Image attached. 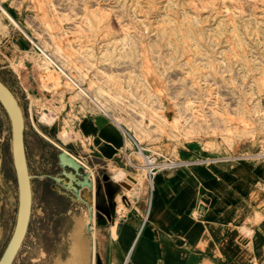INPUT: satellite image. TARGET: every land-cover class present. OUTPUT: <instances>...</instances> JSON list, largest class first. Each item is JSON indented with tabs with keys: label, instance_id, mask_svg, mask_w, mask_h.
<instances>
[{
	"label": "rangeland",
	"instance_id": "374dc122",
	"mask_svg": "<svg viewBox=\"0 0 264 264\" xmlns=\"http://www.w3.org/2000/svg\"><path fill=\"white\" fill-rule=\"evenodd\" d=\"M2 1L18 18L24 31L41 46L44 44L47 52H52L54 42H59L63 53L71 54L73 73L84 74L81 86L88 87L92 80L111 93H118V88H123L136 99L144 98L149 105L158 108L167 121L172 122L179 114L180 121L186 119L192 128L190 134H172L169 128L162 132L150 130L147 134L125 131L139 120L132 109L135 98L125 93L123 96L127 98L118 100L115 105L111 101L110 108L122 118V126L118 127L129 148L138 144L169 157L188 145L212 150L218 146L229 149L239 142H255L258 160L264 159V0ZM3 24L7 30L0 29V50L6 42L10 53L5 54L12 70L0 71V80L20 106L24 135L35 127L48 138L36 137L34 152H25L31 177L32 208L27 233L12 264H52L67 256L76 217L82 223L86 238L87 228L92 227L94 242L96 235L101 239V235L110 230L122 228L124 217L122 220L118 217L126 215L129 200L136 196L128 187L132 183L129 184L127 178L143 177L148 184L149 177L145 171L139 170L132 175L126 174L127 178H112L113 183L110 176L120 169L98 168L99 178L95 172L89 173L91 180L96 179L94 186H98L95 188V204L89 205L91 212L79 201L71 203L72 199L76 200L66 178L69 171L61 174L56 164L59 148H65L52 138L53 131L48 132V123L42 118L44 115L54 118L67 110L66 104L81 102L101 111L87 97L79 96L75 86H66L65 78L57 69L52 71L58 84L47 88L49 80L43 78L44 73L39 68L42 56L38 48L30 45L17 29L5 21ZM17 36V42L24 47L20 50L13 49L10 43ZM55 57L56 61L60 60L56 53ZM20 73L23 74L20 82L26 83L25 89L17 87L19 80L13 77ZM189 100L190 104H186ZM252 105L261 112L251 113L249 107ZM224 109L231 114V123L236 125L228 134L221 131L223 125L216 117ZM238 110L243 116L237 114ZM57 122L55 131L61 126ZM250 130L252 134L246 132ZM60 132L66 137L59 138L61 133H58L60 140H70L71 133L67 128ZM10 142V122L0 105V160L14 193L16 181ZM133 148L136 153L135 146ZM136 157L134 161L140 163L141 157L138 154ZM162 160L163 157L159 159ZM111 187L117 191L115 200L118 205L113 220L116 225L112 229ZM90 195L83 190L82 197L89 199ZM92 213L97 219L95 223L90 220ZM8 237L0 248V255Z\"/></svg>",
	"mask_w": 264,
	"mask_h": 264
},
{
	"label": "crops",
	"instance_id": "0c3cea01",
	"mask_svg": "<svg viewBox=\"0 0 264 264\" xmlns=\"http://www.w3.org/2000/svg\"><path fill=\"white\" fill-rule=\"evenodd\" d=\"M14 43L13 49L24 48L21 42ZM1 48L0 71L12 70L6 42ZM13 77L19 80L17 87L25 89L26 83L20 82L23 74ZM65 108L47 124L48 132L52 130V138L64 146L58 147L60 151L77 158L83 172L92 174L103 167L130 175L136 171L128 163L137 159L134 144L132 148L126 145L123 133L109 116L85 102L66 104ZM57 120L61 126L55 131ZM63 128L71 133L67 142L57 136ZM36 137L48 140L34 127L24 135L26 154L34 152ZM257 148L255 142H239L229 149L188 145L169 157L162 153L173 166L154 177L152 188L143 177H128L132 183L128 187L136 196L129 200L126 215L118 217H124L122 228L110 230L101 239L96 235L94 242L92 230H86V238L84 230L77 229L76 217L67 256L52 264H264V159L255 157ZM60 169L61 174L67 171ZM71 175L69 171L66 178L72 188ZM89 179L92 189H84L90 192V198L82 197L84 189L79 193L94 205L98 186L93 184L95 177L91 180L89 174ZM110 181L115 182L112 176ZM12 192L0 160V248L9 235L8 243L15 226L17 186ZM109 195L114 206L112 229L118 213L117 191L111 187Z\"/></svg>",
	"mask_w": 264,
	"mask_h": 264
},
{
	"label": "bare ground",
	"instance_id": "6f19581e",
	"mask_svg": "<svg viewBox=\"0 0 264 264\" xmlns=\"http://www.w3.org/2000/svg\"><path fill=\"white\" fill-rule=\"evenodd\" d=\"M2 3H3V1L0 0V29L7 30L6 29V25L3 24V21H5L8 25L12 26L14 29H17L24 36V38L28 41V43L30 45L35 46L36 48H38V50H39V52H40V54L42 56L40 58L41 63L39 64V68L44 73V77L43 78L48 79L50 81V82L48 81V85L46 84V87L47 88H49L51 86L55 87L58 84V79L56 78V76L54 75V73L52 71V69H57L58 72L65 78L66 86H70V85L75 86L77 88V90H78L77 94L79 96L87 97L98 110H100L103 114L111 117L117 125H119V126L121 125L122 126V122H123L122 118L118 114L114 113V111H112V109L110 108V102L112 101L113 104L115 105L118 100H120L122 98H125V97L127 98V96H123V94H125V93H126V95L128 94L129 97H134V95L131 94L130 92H125V90H123V88H118V93H113V92L111 93L108 90H105L102 85L95 84V82L92 81V80L89 81V86L88 87L84 88L83 86H81L84 74H82V72H80L79 75H75L73 73V69H72L71 65L74 63V60L70 59L71 54H69L68 52L67 53H63V49H62V47H61L59 42L58 43L54 42L53 51L52 52H50V51L47 52L46 46L44 44L41 46L39 43L35 42L34 38L32 36H30L29 34H27L24 31V29L20 26L18 18L14 17V14L12 13V10H10V9L8 10ZM46 26L49 27V24L46 25ZM118 30H120V29H118ZM6 34H7V32H6ZM18 39H19V36L14 37V38H12L10 40V43L11 44H13L14 42H15L14 44L18 43L17 42ZM147 41H148V39H147ZM26 52H28V51H23V53H26ZM55 53L58 54V56H59L58 58L60 60L57 59V61H56V57L54 58ZM58 61L60 62V64L58 63ZM75 68L76 67H74V69ZM207 77H209V76H207ZM205 81H206V78H205ZM51 91H53V89ZM103 96H105V98ZM135 101L136 102H134L132 104V109L134 110V113L139 117V120L134 122L132 124V126H129V129L125 128V131L131 132V130H133L134 133L138 132V133H141V134H147V133H149L150 130H157V131H161L162 132L165 129L169 128L170 132L172 134H178V133H180V134H190L192 132V128L188 126L186 119H184L183 121H180V116L181 115L180 116H179V114L175 115L173 117L172 122H169L158 112V108H154L151 105H149V103L144 98L138 97L137 99L135 98ZM186 104H190V100ZM249 109H250V112L253 113V114L261 112V111L257 110V107L255 105H252L251 108L249 107ZM237 114L240 115V116H243L242 112L239 111V110H238ZM213 115H216V114H213ZM45 116L46 115H44L42 119L46 123L51 124L54 121L52 116H50V117L49 116L45 117ZM217 116H218V119H220V121H218V122L223 125V129H221V128L220 129L225 134H228L230 131H232L236 127L235 124L231 123L232 122L231 120H233V119L230 117L231 114L228 113L227 109H224L222 111V113L216 115V117ZM240 119H244V118H240ZM217 120L215 122H217ZM215 122H213V123H215ZM123 128H124V126H123ZM63 132H66V131H63ZM246 132H248L249 134H252V130L246 131ZM59 133H61V132H59ZM60 137H62L63 139L66 138V137H64V133H63V135L61 133V136H59V138ZM255 157H257V155ZM74 159L79 163L77 158H74ZM126 176L127 175L123 171L119 170L117 172L115 171V173L112 175V178L114 180H119L120 178H122V177L125 178ZM148 180H149L148 181V185L150 186V188H152L154 177L149 178ZM127 182L129 184L131 183V181H129L128 178H127ZM90 220L93 223H95L97 221V219L95 218V216H93V214H92V218H90ZM81 226H82V223L80 222L79 226L77 228L79 231L82 229ZM87 230H93V229H92V227H90V228H87Z\"/></svg>",
	"mask_w": 264,
	"mask_h": 264
},
{
	"label": "water",
	"instance_id": "95a60500",
	"mask_svg": "<svg viewBox=\"0 0 264 264\" xmlns=\"http://www.w3.org/2000/svg\"><path fill=\"white\" fill-rule=\"evenodd\" d=\"M0 105L5 111L11 129V157L12 165L16 179L18 192V208L15 226L8 243L0 255V264H12L28 230L32 208V192L30 186V175L28 173L25 146H24V118L20 106L9 90V88L0 80ZM57 164L60 168L72 172L70 177L72 188L70 191L75 196V200L85 204L89 212V204L80 197V189H92V183L89 174L83 172L82 166L66 151H60L57 154ZM56 181V177H52ZM105 216L108 214L105 212Z\"/></svg>",
	"mask_w": 264,
	"mask_h": 264
},
{
	"label": "built area",
	"instance_id": "2783aa9c",
	"mask_svg": "<svg viewBox=\"0 0 264 264\" xmlns=\"http://www.w3.org/2000/svg\"><path fill=\"white\" fill-rule=\"evenodd\" d=\"M134 146L136 149V153L141 157V162L136 163L135 161H128V163L136 171H145L149 178H152L161 170H165L173 166V162H171L170 160L164 159L162 161H159L162 156L157 152H151L149 150H146L138 144H135Z\"/></svg>",
	"mask_w": 264,
	"mask_h": 264
}]
</instances>
